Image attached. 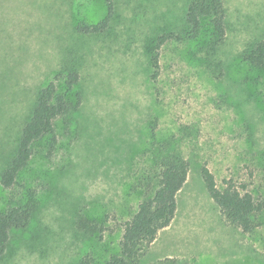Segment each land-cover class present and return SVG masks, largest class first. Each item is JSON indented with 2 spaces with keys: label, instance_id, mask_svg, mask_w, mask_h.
Wrapping results in <instances>:
<instances>
[{
  "label": "rangeland",
  "instance_id": "obj_1",
  "mask_svg": "<svg viewBox=\"0 0 264 264\" xmlns=\"http://www.w3.org/2000/svg\"><path fill=\"white\" fill-rule=\"evenodd\" d=\"M189 1L0 0L1 52L9 47L16 56V71L5 67L0 81V170L35 93L66 55L79 57V81L67 99L81 98L78 109L54 120L52 146L46 135L33 141L13 184L0 185V209L28 197L35 202L27 226L9 232L0 264H78L85 256L90 264H106L118 254L123 223L141 198L135 182L155 155L152 121L155 139L172 135L189 170L173 219L139 264L166 258L264 264V211L261 222L243 232L221 215L199 172L205 165L218 188L229 184L264 201V70L241 56L264 39V0H224L221 39L206 19L195 37H186ZM108 4L112 18L102 33L75 31L77 23L100 21ZM167 33L172 36L160 45L154 69L147 50ZM182 125H196L197 139H181ZM79 213L103 230L81 231Z\"/></svg>",
  "mask_w": 264,
  "mask_h": 264
},
{
  "label": "trees",
  "instance_id": "obj_2",
  "mask_svg": "<svg viewBox=\"0 0 264 264\" xmlns=\"http://www.w3.org/2000/svg\"><path fill=\"white\" fill-rule=\"evenodd\" d=\"M224 0H190L184 12V34L187 38L197 35L201 19H206L209 30L221 39L225 31ZM112 6L108 4L106 15L98 22L89 25L77 23L74 29L81 35L100 34L112 18ZM172 36V33L157 37L151 49L147 50L151 66L158 67V49ZM242 60L256 68L264 70V39L252 42L242 51ZM79 57L66 55L56 70L53 78L41 86L34 96L29 114L16 138L15 147L0 170V185L10 187L16 175L27 164L31 154V144L36 139L48 136L50 146L55 141L54 120L70 110L79 108L81 98L74 95V100L67 98V93L79 81L77 66ZM156 71H153L155 77ZM62 85L64 91L58 89ZM153 121L149 123V144L155 149V155L149 172L142 174L135 182L141 188V198L133 214L124 221L119 253L111 255L106 264H139L157 232L168 226L176 211V195L186 181L189 162L183 156L172 135L155 139ZM180 138L192 142L198 137L196 125H182L178 129ZM180 140V139H179ZM200 176L209 197L228 222L238 226L243 232L252 231L260 221L264 211V201L255 200L249 192H241L229 184L223 188L216 186L214 177L205 165L199 166ZM35 202L28 197L24 202L7 209H0V258L4 254L12 229L25 228L34 212ZM262 218V217H261ZM76 227L86 234L100 233L103 227L94 220H88L79 213L75 220ZM88 257H83L78 264H90ZM155 264H185L174 258L159 260Z\"/></svg>",
  "mask_w": 264,
  "mask_h": 264
},
{
  "label": "crops",
  "instance_id": "obj_3",
  "mask_svg": "<svg viewBox=\"0 0 264 264\" xmlns=\"http://www.w3.org/2000/svg\"><path fill=\"white\" fill-rule=\"evenodd\" d=\"M0 34H1V25H0ZM8 46L11 47V45L9 44ZM9 47L5 50V53L1 52L4 51L3 46H2V42H1V38H0V81L2 78V74H3V69L6 67L7 70H11L13 68L14 72L16 71V67H15V62H16V56L13 54H11V52L9 51ZM2 58L4 59V66H2ZM5 80H7V78H5Z\"/></svg>",
  "mask_w": 264,
  "mask_h": 264
}]
</instances>
